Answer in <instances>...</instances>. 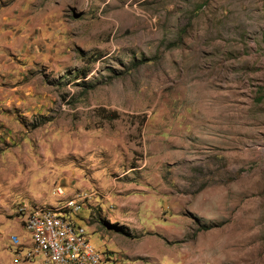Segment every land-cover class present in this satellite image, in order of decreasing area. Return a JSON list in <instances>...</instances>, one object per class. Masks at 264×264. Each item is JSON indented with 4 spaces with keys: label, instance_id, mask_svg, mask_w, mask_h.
<instances>
[{
    "label": "rangeland",
    "instance_id": "1",
    "mask_svg": "<svg viewBox=\"0 0 264 264\" xmlns=\"http://www.w3.org/2000/svg\"><path fill=\"white\" fill-rule=\"evenodd\" d=\"M84 179L103 264H264V0H0V225Z\"/></svg>",
    "mask_w": 264,
    "mask_h": 264
},
{
    "label": "built area",
    "instance_id": "2",
    "mask_svg": "<svg viewBox=\"0 0 264 264\" xmlns=\"http://www.w3.org/2000/svg\"><path fill=\"white\" fill-rule=\"evenodd\" d=\"M58 190L59 188H56V192ZM86 196V192L84 194L73 192L68 196L72 207L63 212H55V209L22 212L28 214L27 225L33 226V236L30 245L25 249L18 248L16 235L8 236V242L14 247L17 258L23 260H31L37 256L43 258V250H37L36 234H44L45 249L53 251L57 264H103L102 254L89 246L83 229L76 227L65 214L67 211L77 212Z\"/></svg>",
    "mask_w": 264,
    "mask_h": 264
},
{
    "label": "crops",
    "instance_id": "3",
    "mask_svg": "<svg viewBox=\"0 0 264 264\" xmlns=\"http://www.w3.org/2000/svg\"><path fill=\"white\" fill-rule=\"evenodd\" d=\"M79 186V187H77ZM90 184L86 182L84 179L83 182H80V185L75 183L72 187L68 188L65 191H62V194L60 196H55L50 198V196L46 195L44 198L43 196V202L47 205L49 204L51 207L59 202L64 197L70 196L73 192L77 190H85L87 192L86 198L82 201V206L80 209H83L84 212H66L65 214L68 215L72 222H75L76 225L81 227L83 229V232L85 234V237L88 241V233L93 234L95 233L100 238L102 236L103 230L101 229V225L99 224V220L95 216L94 211H98L97 214H99L100 219L102 218H114V214L112 212H109L107 207L109 208L110 204L115 205V198L111 195V189H107L106 191H100L99 189L96 190L95 187L91 189ZM48 196V197H47ZM31 204V203H29ZM109 204V205H108ZM98 208V209H97ZM103 220V219H102ZM110 220V219H109ZM83 223V224H82ZM21 223L18 220L17 217L14 218L11 222H3L0 226L1 230L4 233H8L10 235H16L18 239V248L19 249H25L28 247V239L26 232L22 229ZM8 234L5 237L4 242L6 241L5 246L6 248L3 249V252L5 253L3 258L7 261L8 264H43L42 258L40 256L34 257L31 260H25L21 261L14 253V247L10 246L8 242ZM102 240V239H101ZM105 244V242H104Z\"/></svg>",
    "mask_w": 264,
    "mask_h": 264
},
{
    "label": "bare ground",
    "instance_id": "4",
    "mask_svg": "<svg viewBox=\"0 0 264 264\" xmlns=\"http://www.w3.org/2000/svg\"><path fill=\"white\" fill-rule=\"evenodd\" d=\"M71 207H72L71 199H67V200H64V202L58 203L57 205H53V207H51L50 205L39 204V205H35L32 207H28L24 209L22 212H29L32 210L33 211H45L47 209H50V210L55 209V212H63L64 210H70ZM22 212H21L22 222L24 224L25 230L29 234V239L31 240L33 236V226L27 225L28 214L22 213ZM76 227L81 228L78 225H76ZM36 246H37V250H43V258H42L43 264H57V260H56V257L53 251H50L49 249H45L44 234H36Z\"/></svg>",
    "mask_w": 264,
    "mask_h": 264
}]
</instances>
